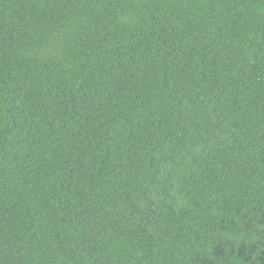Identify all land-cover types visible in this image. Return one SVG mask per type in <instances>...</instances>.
<instances>
[{"label": "trees", "instance_id": "obj_1", "mask_svg": "<svg viewBox=\"0 0 264 264\" xmlns=\"http://www.w3.org/2000/svg\"><path fill=\"white\" fill-rule=\"evenodd\" d=\"M0 264H264V0H0Z\"/></svg>", "mask_w": 264, "mask_h": 264}]
</instances>
